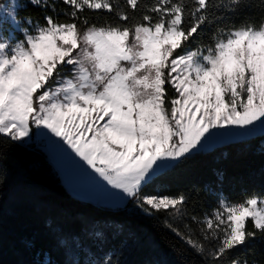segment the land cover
I'll return each instance as SVG.
<instances>
[{
	"label": "snow or ice",
	"instance_id": "1",
	"mask_svg": "<svg viewBox=\"0 0 264 264\" xmlns=\"http://www.w3.org/2000/svg\"><path fill=\"white\" fill-rule=\"evenodd\" d=\"M28 4L43 10L42 22L18 17ZM253 7L256 17L247 13ZM89 12L106 16L97 23ZM257 122L264 125V0L0 6V138L23 144L39 130L37 137L78 158L144 213L187 216L186 231L165 226L202 264H249L231 253L264 236V196H220L210 215L198 216L188 212L196 189L143 188L206 140L243 134L220 130ZM77 242L57 234L58 247Z\"/></svg>",
	"mask_w": 264,
	"mask_h": 264
},
{
	"label": "trees",
	"instance_id": "2",
	"mask_svg": "<svg viewBox=\"0 0 264 264\" xmlns=\"http://www.w3.org/2000/svg\"><path fill=\"white\" fill-rule=\"evenodd\" d=\"M6 1L0 0V5ZM247 13L256 17L259 9ZM87 14L97 23L106 16ZM43 15L31 4L18 12L19 18L41 22ZM193 189L198 196L188 212L198 216L210 215L220 196H264V133L193 152L151 178L143 191L187 194ZM187 219L169 213L148 215L130 199L121 208L78 199L42 150L0 138V264H42L49 258L55 264H100L108 257L112 264H202V257L165 226L167 221L186 231ZM192 227L198 236L196 225ZM57 234L78 242L75 247H58ZM231 255L264 264V236L258 233Z\"/></svg>",
	"mask_w": 264,
	"mask_h": 264
},
{
	"label": "crops",
	"instance_id": "3",
	"mask_svg": "<svg viewBox=\"0 0 264 264\" xmlns=\"http://www.w3.org/2000/svg\"><path fill=\"white\" fill-rule=\"evenodd\" d=\"M37 132L38 131L35 130L31 139L27 140L23 143V145L30 143L35 145L41 142L44 143L42 151L46 155L47 160L57 171L65 188L73 196L83 201L91 202L95 205L116 208L112 205V202L121 198L123 193L117 189H112L110 186H106L104 182L100 181L99 177H96L95 174L92 173L91 169H88L86 165H83L78 158L73 157L66 151L56 150L50 144L45 143L37 137ZM95 192L100 194L98 195L96 193L94 196ZM103 193H106V197L103 196ZM107 199L110 202L109 204L105 203Z\"/></svg>",
	"mask_w": 264,
	"mask_h": 264
},
{
	"label": "rangeland",
	"instance_id": "4",
	"mask_svg": "<svg viewBox=\"0 0 264 264\" xmlns=\"http://www.w3.org/2000/svg\"><path fill=\"white\" fill-rule=\"evenodd\" d=\"M18 2H19V0H18ZM8 3H9V0L6 1L4 4H2L0 6L6 5ZM35 130L36 129H34L32 136L34 135ZM37 131H39V130H37ZM220 131H222V132H231V133H243V134H241V135H232L230 137H219V138L206 140L202 144V146L200 147L199 151H206V150H209V149H211V148H213V147H215L217 145H220L222 143L231 142V141H237V140H242V139H247V138L253 137L255 135L262 134V133H264V125H260V123L257 122V124L255 126H250L249 129L231 128V129H223V130H220ZM30 144H32V143H30ZM30 144H27V145H30ZM33 145L36 146L37 148H39L40 150H42V148L44 147V143H42V142L41 143H37L36 145L35 144H33ZM194 152H197V151H194ZM168 168L169 167L163 168V170L168 169ZM163 170L158 171L156 173V175L161 173V171H163ZM96 193L98 194V192H95L94 196L96 195ZM98 195H97V197H98ZM103 196L106 197V193H103ZM128 200H129V198L124 197V195H122L121 198L114 200L112 202L113 203L112 205H114V207H116V208H121L122 206L125 205V203ZM105 203L109 204L110 202L107 199ZM217 206H218V204H217Z\"/></svg>",
	"mask_w": 264,
	"mask_h": 264
}]
</instances>
